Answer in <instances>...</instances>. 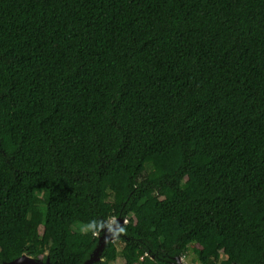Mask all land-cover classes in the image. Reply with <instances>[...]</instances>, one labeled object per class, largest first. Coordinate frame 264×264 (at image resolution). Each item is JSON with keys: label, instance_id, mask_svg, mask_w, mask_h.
<instances>
[{"label": "trees", "instance_id": "1", "mask_svg": "<svg viewBox=\"0 0 264 264\" xmlns=\"http://www.w3.org/2000/svg\"><path fill=\"white\" fill-rule=\"evenodd\" d=\"M115 218L96 264H264V0H0V264Z\"/></svg>", "mask_w": 264, "mask_h": 264}, {"label": "water", "instance_id": "2", "mask_svg": "<svg viewBox=\"0 0 264 264\" xmlns=\"http://www.w3.org/2000/svg\"><path fill=\"white\" fill-rule=\"evenodd\" d=\"M115 220H117V222H119L120 228L123 225H126L128 222L127 219H121V218H118V219L115 218ZM106 228L107 227L105 226L102 229L103 230L102 235L97 234V237L99 238L98 245L95 248V250L93 251V253L90 255V258L87 261H85L83 264H96V263L103 261V259L101 257H102V253H103L106 245L109 242H114L117 239L116 237L113 236L114 235L113 233H108V229H106ZM181 260H183V258L178 257L177 263L183 264ZM2 264H50V260H49V254L48 253L45 256H41L39 258H34V257H31L27 254H24L21 257L15 259L13 261L3 262Z\"/></svg>", "mask_w": 264, "mask_h": 264}, {"label": "rangeland", "instance_id": "3", "mask_svg": "<svg viewBox=\"0 0 264 264\" xmlns=\"http://www.w3.org/2000/svg\"><path fill=\"white\" fill-rule=\"evenodd\" d=\"M106 227H107L106 229H108V233H113L114 234L113 236L116 237V234H117L118 230L120 229L119 222H117V220H115V219H111L110 221H108L106 223ZM73 232L74 231L72 230L71 233H73ZM119 246H120V244H119ZM194 259H195L194 255L191 253H188V255L185 258H183V260H181V261L183 264H199V263L195 262Z\"/></svg>", "mask_w": 264, "mask_h": 264}]
</instances>
